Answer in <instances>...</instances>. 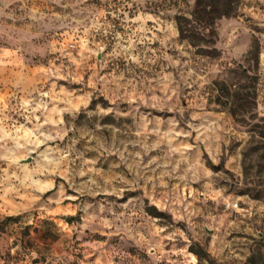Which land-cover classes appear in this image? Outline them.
Segmentation results:
<instances>
[{"label":"rangeland","instance_id":"rangeland-1","mask_svg":"<svg viewBox=\"0 0 264 264\" xmlns=\"http://www.w3.org/2000/svg\"><path fill=\"white\" fill-rule=\"evenodd\" d=\"M195 1L0 0V264H264V0Z\"/></svg>","mask_w":264,"mask_h":264},{"label":"trees","instance_id":"trees-1","mask_svg":"<svg viewBox=\"0 0 264 264\" xmlns=\"http://www.w3.org/2000/svg\"><path fill=\"white\" fill-rule=\"evenodd\" d=\"M240 4L241 0H196L192 11V18H188L185 15L177 16L180 37L197 46L200 54L209 56L219 55L217 50H213L215 53L209 52L203 45L215 43L217 39L215 24L217 20L223 17L238 16ZM243 72L250 78L252 90L245 93L232 92L229 85L222 84L225 87V95L223 96L227 100L225 102L219 101L224 105L228 103L231 105L229 111L234 117L240 114V108L244 109V111H249V108L256 103L257 92L253 83L257 82L258 76H252L246 70H243ZM215 85L219 86L220 84L215 82ZM260 133L264 137V130Z\"/></svg>","mask_w":264,"mask_h":264},{"label":"water","instance_id":"water-1","mask_svg":"<svg viewBox=\"0 0 264 264\" xmlns=\"http://www.w3.org/2000/svg\"><path fill=\"white\" fill-rule=\"evenodd\" d=\"M31 161V158H28L27 160H25V162H30Z\"/></svg>","mask_w":264,"mask_h":264}]
</instances>
